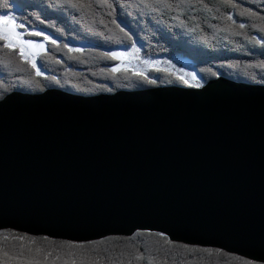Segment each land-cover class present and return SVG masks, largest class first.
Here are the masks:
<instances>
[{
	"label": "water",
	"instance_id": "obj_1",
	"mask_svg": "<svg viewBox=\"0 0 264 264\" xmlns=\"http://www.w3.org/2000/svg\"><path fill=\"white\" fill-rule=\"evenodd\" d=\"M3 97L4 228L76 240L149 228L264 257V84Z\"/></svg>",
	"mask_w": 264,
	"mask_h": 264
},
{
	"label": "snow or ice",
	"instance_id": "obj_2",
	"mask_svg": "<svg viewBox=\"0 0 264 264\" xmlns=\"http://www.w3.org/2000/svg\"><path fill=\"white\" fill-rule=\"evenodd\" d=\"M47 9H72L79 14L86 9L96 8L99 10L101 6L106 7L107 16L112 17L110 23L115 25V29L109 28L111 36L106 37L109 40H115L117 43L125 45L124 48L116 50L102 51L99 48L85 49L82 47L72 46L49 35L44 30H37L35 27L28 29L21 22L23 18L17 17L12 11V5L9 0H0V64L10 66L15 57L30 66L31 74L28 79L21 80L23 84H35L41 91L55 84L61 85L60 79L56 75L47 74L42 70L38 63L43 62V54L49 53L48 44L55 46L57 52L66 50L65 55L69 60H77L81 63L80 55L95 54V58L99 60L115 62L111 67L99 69L101 73L108 74V77L115 79L119 73H131V77L135 78L139 83L155 86L158 84V79L153 78L150 73H167L172 76L175 81L187 88L203 89L206 75L210 74L213 77H218L219 73L211 68L201 69L200 73L187 71L183 68H176L170 60L160 59H142L141 47H138L134 34L126 27H122L118 22V17L114 15L115 0H45ZM134 7L148 8L153 12H160L163 15V10H188L190 12H213L217 15L212 16V20L223 22V27L211 23L207 17L199 18L195 15L189 16V20L196 21L201 19V23H197L195 27L189 28L190 32H195L197 29L203 30L206 26L224 32L223 38L228 40L230 36H241L253 48H259V56L264 57V15L254 11L250 7L242 6L238 0H139ZM120 8L126 7V4H119ZM223 8L225 11H221ZM232 9L236 10L235 15L247 20L253 21L251 25L244 22H238L233 15ZM130 15V13L128 14ZM38 19L40 24H45V20ZM172 19L177 20L181 26L186 24L179 15L173 16ZM260 23H256L255 21ZM105 19H101L100 23L107 27ZM256 29L261 35L259 37L250 35L246 31L248 27ZM48 28H54L57 33L63 35L60 28L54 24L48 23ZM103 36L104 33H94ZM42 38V39H39ZM215 38V37H213ZM200 40L207 44L206 37L201 36ZM130 43V47H128ZM80 54V55H74ZM38 58L39 61H38ZM56 64H62L63 61L55 58ZM168 65L170 67H162ZM232 66V65H230ZM253 68L260 70V79L253 74V81L264 84V59H258L252 65ZM171 69H175L172 71ZM18 71L19 69H14ZM96 75V72L92 73ZM73 75L78 73L73 72ZM48 81V85H42L41 81ZM92 83V81H88ZM173 81L170 80L169 83ZM2 83V81H0ZM65 83H70L65 81ZM78 91H91V89H81L76 86ZM97 87L103 91L113 92L114 89L107 84H100ZM4 97L0 96V100ZM124 241V248L116 255L113 254L118 245L112 247H101L108 242ZM7 241H17L15 244H7ZM183 250L181 255H177L179 250ZM203 254L212 257L235 255L231 250H225L223 247H205L198 243L177 242L169 233L164 230H152L149 228H137L125 236H102L99 239H55L51 234H29L28 231L23 233L17 232L14 228H4L0 224V264H210L203 258ZM191 255L192 259H189ZM236 259L241 260L243 264H264V257L245 258L243 255H237Z\"/></svg>",
	"mask_w": 264,
	"mask_h": 264
},
{
	"label": "trees",
	"instance_id": "obj_3",
	"mask_svg": "<svg viewBox=\"0 0 264 264\" xmlns=\"http://www.w3.org/2000/svg\"><path fill=\"white\" fill-rule=\"evenodd\" d=\"M17 17L23 18V22L28 29L35 27L37 30H44L54 38L61 39L63 43L67 41L76 44L79 41L88 42L89 46H78L85 49L99 48L102 51H110L109 49L117 47H125V45L117 43L115 40L106 39L112 33L108 31L109 28L115 29V25L110 23L112 17L106 15L108 9L101 6L99 10L96 8L86 9L82 13H75L72 9H47L45 0H9ZM244 7H250L254 11L260 12L264 15V0H238ZM124 3L126 7L120 8L119 4ZM139 0H115L114 15L118 17V22L122 27H126L134 34V39L141 43L142 56H171L181 57L194 64L196 71L200 73L201 69L211 68L213 71L219 73V76H225L235 81H243L248 83H259L253 81V74L256 75L257 81L260 79V70L251 67L258 59H264L259 56L260 49L253 48L241 36H230L228 40L223 37L228 35L224 32H218L215 29L204 27L203 30L197 29L195 32H190L188 29L195 27L197 23H201V19L196 21L189 20L188 17L195 15L199 18L207 17L211 23L223 27V22L219 20H212L213 15H217L215 11L209 12H190L188 10L181 11L179 9L167 11L163 10V15L160 12H153L148 8L134 7L138 4ZM221 11H225L221 8ZM233 15L238 22H244L251 25L253 21L247 20L240 16H236V10L232 9ZM130 13V15H128ZM179 15L182 20L186 21L184 26H181L177 20L172 19L173 16ZM45 20V24H40L38 19ZM101 19L109 21L107 27L100 23ZM256 23H260L258 20ZM54 24L63 32L61 36L54 28H48L47 24ZM118 32V29H115ZM248 34L259 37L256 29L248 27L246 29ZM104 33L103 36L94 33ZM207 38L208 43L205 44L200 40V37ZM215 37V38H213ZM40 39V38H39ZM139 43V44H140ZM130 46V43L127 45ZM47 48L49 53L43 54L42 68L47 71V74L56 75L61 85L52 84L47 88L57 87L71 92H79L85 95L98 94L103 91L97 87L100 84H107L113 88L114 91L118 89H139L152 85L139 83L135 78L131 77V73H119L115 79L108 77V74L101 73L99 69L104 67H111L115 62L99 60L95 58V54H74L80 55V60L85 61L81 63L77 60H69L65 55L66 50L57 52L55 46L48 44ZM55 58L63 61L62 64H56ZM40 59V58H39ZM232 65V66H230ZM14 69H19L18 71ZM30 66L22 63L18 57H15L12 65L5 66L0 64V96H4L10 91L21 92H41L35 84H23L21 80L28 79L31 74ZM73 72L78 75H73ZM96 72V75L92 73ZM158 76L157 85H171L179 84L174 78L167 73H156ZM206 80L212 78L210 74L205 73ZM172 80V83L169 81ZM69 81L70 83H65ZM88 81H92L89 83ZM42 85H48V81H41ZM262 84V83H259ZM155 85V86H157ZM81 89H91V91H78L77 87ZM60 240V239H57ZM7 244H15L17 241H7ZM116 244L118 247L113 252L114 255L118 254L124 248V241L108 242L101 247H112ZM183 250H179L177 255H181ZM235 255L223 256L213 254L208 257L203 254L206 261L210 264H243L241 260L236 259ZM192 259L191 255L188 257ZM259 264V263H257Z\"/></svg>",
	"mask_w": 264,
	"mask_h": 264
},
{
	"label": "rangeland",
	"instance_id": "obj_4",
	"mask_svg": "<svg viewBox=\"0 0 264 264\" xmlns=\"http://www.w3.org/2000/svg\"><path fill=\"white\" fill-rule=\"evenodd\" d=\"M40 39H42V38H40ZM137 42V41H136ZM140 42V41H139ZM137 45H138V47H142L141 46V43L139 44L138 42H137ZM130 47V46H129ZM116 49H119V48H115V49H112V50H116ZM142 49V48H141ZM141 58L142 59H160V60H170L171 62H172V64H174V65H176V68L177 69H179V68H183V69H185V70H187V71H192V72H196L198 75H199V73L196 71V68H195V66H194V64H192V63H190L189 61H187L186 59H184V58H181V57H171V56H154V57H149V56H142V53H141ZM38 60H39V58H38ZM162 67H170V66H168V65H161ZM172 71H175V69H171ZM47 72V71H46ZM150 75L153 77V78H157L158 79V75L155 73V72H153V73H150ZM206 81H204V83H205ZM180 84V83H179ZM182 85V84H181ZM158 86V85H157ZM46 90V89H45ZM15 91V90H14ZM116 91V90H115ZM10 92H12V91H10ZM10 92H8V93H10ZM114 92V91H113ZM37 93V92H36ZM77 93H79V92H77ZM7 94V93H6ZM5 94V95H6ZM4 95V96H5ZM17 232H19V231H17ZM19 233H22V232H19ZM115 236H121V235H115ZM258 263V262H257Z\"/></svg>",
	"mask_w": 264,
	"mask_h": 264
}]
</instances>
